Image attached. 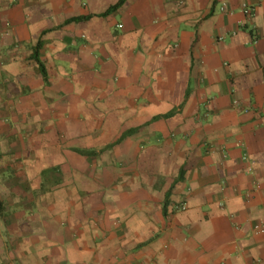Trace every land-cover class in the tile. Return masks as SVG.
Listing matches in <instances>:
<instances>
[{"label":"crops","instance_id":"1","mask_svg":"<svg viewBox=\"0 0 264 264\" xmlns=\"http://www.w3.org/2000/svg\"><path fill=\"white\" fill-rule=\"evenodd\" d=\"M259 224L264 0H0V264H264Z\"/></svg>","mask_w":264,"mask_h":264},{"label":"built area","instance_id":"2","mask_svg":"<svg viewBox=\"0 0 264 264\" xmlns=\"http://www.w3.org/2000/svg\"><path fill=\"white\" fill-rule=\"evenodd\" d=\"M243 9L246 11V13L252 14V16H253V13H254L253 12V9H251L250 7H248L247 4H244L243 5ZM223 10H225V8ZM256 230L257 231H260V232H264V224H259L258 226H256Z\"/></svg>","mask_w":264,"mask_h":264}]
</instances>
